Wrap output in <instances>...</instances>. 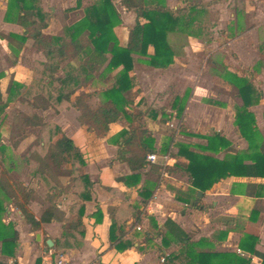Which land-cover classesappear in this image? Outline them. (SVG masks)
<instances>
[{"label": "crops", "instance_id": "obj_1", "mask_svg": "<svg viewBox=\"0 0 264 264\" xmlns=\"http://www.w3.org/2000/svg\"><path fill=\"white\" fill-rule=\"evenodd\" d=\"M94 1L85 3V0H81V6L76 7V2L73 0V5L65 9L69 13L80 10L82 16V7ZM160 1L173 9L184 6V0ZM229 1L200 0L203 5L209 7H224ZM241 1L245 14L250 12V16L253 15L254 7L257 10L264 5V0ZM6 6L7 0H0V55H8L11 60L10 67L4 69L0 58L2 73L0 91L3 94L11 80L28 86L35 61L44 60L42 53V57L35 59L29 73H26L20 57L25 46L32 40H28L18 54L12 53L5 36L10 32L21 34L23 29L15 23L4 21ZM118 6L132 17H123L124 12L120 11ZM116 8L121 15L122 24L115 26L113 30L118 38L115 28L127 24L125 37L118 38L119 44L124 45L128 30L135 23V13L125 10L119 4H116ZM256 16L228 17L226 26L219 29L222 30L221 34L234 33L229 38V43L235 46L238 44V47H232L233 52L229 55L223 53V59L219 56L210 59L211 71L208 74V82L215 84L213 74L216 72L217 61L238 76L248 77L260 91L258 102L248 109L254 115L257 128L264 134V126L261 127L258 123L257 111H255L259 106L264 107L261 104L263 92L258 84L259 78L264 75L260 57V47L264 44L258 43V39L264 36V17ZM224 19L225 17H212L210 21L213 25L209 27L208 32L215 30L218 26L216 24ZM49 24L50 20L48 26L42 30L44 36ZM53 34L57 33H51L49 36ZM209 35L210 33L207 36ZM198 38L175 32L168 33L167 39L175 55L173 63L166 68L147 67L140 62V57L136 56L137 60L130 72L134 81L130 89L133 93L130 95V90L126 93L133 104L126 110L137 116L140 114L136 122H139L141 129L145 130L153 140V150L148 153L156 154L154 162L145 157V165L139 169L133 170L126 161L117 158L120 147L114 140L122 130H130L131 123L126 118L111 122L107 132L97 136L79 121V111L73 106L55 112L52 108H33L24 101L15 100L4 108L0 117L5 109L15 102L27 106L30 116L35 114L42 119L43 125L27 124V133L30 135L28 134L29 136L20 142L25 144L24 147L27 148L35 138V134L42 132L45 126L52 122L73 141L85 163L77 169L78 173H70L69 163L62 167L67 166V173H33L29 165L32 173H9L10 181L24 187L29 196L24 201L16 191L15 203L4 201L5 212L2 221L5 224H13L17 236V250L13 256L3 254L0 250V264H54V259L59 253L75 264H163L164 257L180 251V246L173 244L165 248L161 247V238L156 232L166 219L172 220L187 233L190 241L195 244L196 251L234 252L250 258L249 264L261 263L260 257L242 251L239 242L244 234H253L257 236L254 248L261 253L264 252V188H261L264 178L226 176L207 190L193 188L192 191L190 178L182 169L174 165L177 159L172 155L177 151L176 143L205 145L206 139L200 135L210 134L212 131L219 132L230 141V151L242 150L247 146L233 123L237 105L232 107L216 97L202 96L205 85L201 84L200 76L205 73V65L214 52V47L210 46L203 57L196 58L192 42ZM203 39L205 45L212 42V40L209 42L210 38L203 37ZM148 52H152L151 47L148 48ZM73 61L79 64L78 61ZM257 65L260 68L257 72H253V67ZM152 74L154 76L151 77ZM160 74L163 76H157ZM64 75L63 70L56 73V76ZM170 75H173L171 81ZM166 78L174 87L171 91L169 89V93L165 96H168V99L163 101L157 93L160 88L166 92L165 87H168ZM177 79L180 81L174 83ZM184 80L190 84V88L178 85V82ZM102 86L103 83L96 78L94 84L77 89L73 96L89 93L87 101L91 107H96L101 101L98 89ZM221 86L227 89L226 86ZM231 91L235 94L233 90ZM185 93L187 98L184 109L181 117H177L176 110L170 108V102L176 95L183 97ZM92 97L98 100L95 105L91 104ZM212 101H217L218 104ZM161 108L167 113L166 118L162 119L158 114L156 117L148 115L149 110ZM41 112H47L48 117L44 118ZM137 123L133 124L136 126ZM8 130L6 128L3 130L0 126V145L4 144L7 147L9 146L6 135ZM169 137L172 141L168 149L162 152L161 146ZM192 150L198 151L195 148ZM224 153L222 151L211 155L222 158ZM130 155V152L125 153V157ZM163 155H166V161L162 159ZM77 176H86L91 182L89 199L80 198L77 194L83 192L82 188L73 190ZM251 191H259L263 195H248L247 192ZM189 200L194 201V205ZM17 203L22 204L37 221L44 211L50 212V220L39 221L38 226L32 228L17 207ZM76 205H83L84 212L80 227L72 230L71 223L76 220L77 214L72 213L71 210ZM75 210L79 209L75 208ZM80 230L83 231L82 236L79 235Z\"/></svg>", "mask_w": 264, "mask_h": 264}, {"label": "trees", "instance_id": "obj_2", "mask_svg": "<svg viewBox=\"0 0 264 264\" xmlns=\"http://www.w3.org/2000/svg\"><path fill=\"white\" fill-rule=\"evenodd\" d=\"M76 7L81 6V0H75ZM184 6L170 8L160 0H95L82 7L83 15L72 24L64 25L61 33L44 36L42 30L48 26L49 12L41 6L40 0H7L3 19L22 27L21 34L8 33L5 38L13 54H18L28 40L42 44L44 60L34 63L32 78L28 86L11 80L3 94L0 91V113L12 101L20 100L33 108H52L55 112L70 106L79 111V121L97 136L104 135L108 125L119 118L130 121V130H122L115 136L118 144L117 158L126 161L133 170L145 165V157L153 150V140L145 130L141 129L135 113H129L126 108L132 107L133 101L127 97V91L133 86L130 72L133 64L140 57V62L147 67L166 68L173 63L175 51L167 39L170 32L205 38L212 25L205 23L207 17H198L200 12H206L208 7L200 0H184ZM116 4L125 10L135 13V23L128 30L124 45L119 44L113 28L122 24V19ZM242 7L241 0H232L230 6ZM68 10H65L67 12ZM140 20H144L141 22ZM230 29V27H229ZM152 52H148V48ZM261 61L264 62V46L260 47ZM73 60L78 61L75 64ZM214 83L224 85L233 90L240 102L235 108L233 123L247 146L242 150L230 151V141L217 131L200 135L206 139L205 145L192 143H176L177 151L172 156L177 159L174 165L182 169L190 178L192 191L209 189L214 183L226 176H247L264 178V134L256 126L253 113L249 106L258 102L260 91L248 77L238 76L227 70L217 61ZM221 67V69H219ZM259 65L253 72H257ZM59 70L65 75L56 76ZM0 72V77H1ZM216 75V76H215ZM99 79L103 86L98 89L101 98L96 107L88 103L89 93L73 94L77 89L94 84ZM73 96V97H72ZM187 93L183 97L175 96L170 102V108L176 110L181 117ZM218 104L217 101H212ZM166 118L164 109H151L148 115ZM264 118V113H263ZM26 124L43 125L37 115L25 117ZM133 123H137L136 126ZM192 135L190 132H186ZM172 138L169 137L161 146L165 152ZM192 148L198 149L192 150ZM224 151L222 158L211 154ZM9 148L0 145V242L1 253L13 256L17 250V236L12 223L5 224L2 215L5 212L4 201L16 202L17 193L24 201L29 194L24 187L13 183L9 173L16 168V162L9 153ZM130 152L129 157L125 153ZM209 152L211 154H206ZM27 160L33 173H45L48 169L60 170L63 165H71L70 173H78L77 169L84 165V159L73 141L67 137L58 125L50 122L45 129L35 134L32 143L20 154ZM30 157L29 159L27 157ZM183 159V160H182ZM78 187L83 192L77 193L80 198L89 199L91 182L86 176H77L73 190ZM264 188V184L261 186ZM251 196L263 195L258 192H247ZM189 202L194 205V201ZM25 220L36 228L39 221L50 220V212L44 211L37 221L24 206L17 203ZM79 209V210H75ZM75 210V211H74ZM77 218L71 223V229L76 230L81 225L83 205H76L71 210ZM82 236L83 231H78ZM156 234L161 238V247L170 244L180 246L177 254H170L163 259V264H249L250 258L234 252H202L195 250V244L176 223L166 219ZM75 236V235H74ZM257 236L246 233L240 239L239 248L261 258L264 264V252L254 248ZM142 249V248H141Z\"/></svg>", "mask_w": 264, "mask_h": 264}, {"label": "rangeland", "instance_id": "obj_3", "mask_svg": "<svg viewBox=\"0 0 264 264\" xmlns=\"http://www.w3.org/2000/svg\"><path fill=\"white\" fill-rule=\"evenodd\" d=\"M90 1L92 0H85V3H89ZM231 1L232 0L227 2V6H224V7L223 6H210V7L206 6L210 9L207 10L206 12L199 13L198 17H207V18L209 17L210 18V19L208 18V20L205 18L204 19L205 23L206 22L210 23V20L212 17H225V19L222 20V22L216 24L218 26L215 28V30L212 29L210 30V32H208L210 33L211 36L209 35L206 38L202 36V37H199L196 41L194 42L191 41V42L194 45L193 49H194L196 58L203 57L207 53V51H209V49L211 48L210 46L214 47L213 48L214 52L210 55V58H208V61L205 65V69H204L205 73H202L200 76L201 84L205 85L202 96L204 98L216 97L220 101L226 102L228 105H231L233 107L234 105H238L239 103V99L237 98V96L233 94L231 90L225 89L220 84L215 83L214 85H212L210 84L211 83L210 81L208 82V74H210V71H211L210 59H216L218 56L221 59H223L224 57L222 55L223 53L229 55V53L233 52L232 47L233 48L238 47V44H236L235 46V44L232 45L229 43L230 42L229 38H231L234 35V33L233 34H224V33L221 34L222 30H219V29H223L226 26V23L229 21L228 17H254L256 15H258L256 17H264V5L258 7L257 10H255V7H254L253 15L250 16V12H248V14L247 13L245 14L243 10V6L241 7L240 5V12H239V8L237 9V7H234L233 5L230 6ZM40 3L42 4L43 8H45L46 11L49 12L48 20H50V24H49V27L45 30L46 36H49L51 33H61L64 25L71 24L74 20H76V18L81 16L80 10L71 12V13H69L68 11L65 12L66 7L68 8L73 5V0H40ZM119 10L123 11L120 7H119ZM122 16L132 17L131 15L126 14L125 12L122 14ZM122 26L123 27L119 26L115 28L117 31L118 38L125 37L126 35L127 24L122 25ZM203 37L205 39L210 38L209 42L211 40L212 42H210L208 45H205ZM258 41H259L258 43L264 44V36H261L258 39ZM42 49L43 47L41 43L28 42V44L25 46L20 58H21V62L24 66L26 73H29V70L31 69V66H32V62L35 59L42 57ZM0 58H1L2 68L4 69L9 68L11 65V60L9 56L5 54H1ZM261 66L262 68H264V62L262 63ZM254 68L255 67H253V69ZM219 69H221V67H219ZM152 76H154V74H152L151 77ZM157 76L162 77L163 74H160ZM170 76L171 77L169 79L171 81L173 75H170ZM259 79H260V82H258V84L263 92V96L261 98V104L264 105V75ZM177 81H180V80L177 79L175 80V82L174 81L172 82L176 83ZM184 81L178 82V85L181 84V86L182 87L184 86V88L185 87L190 88L191 87L190 84ZM165 82L168 86V87H165L166 92L162 90L163 88H160V90H158V93H157V96L163 99V101L166 98L168 99V96L167 97L165 96L167 93H169V89L171 91L174 87L172 84H169V80L167 78L165 79ZM210 85H212L211 88H209ZM132 93H133V90L132 91L130 90L129 94L132 95ZM97 101L98 100H95V97H92L91 104L95 105ZM255 111H257V119L259 121L258 123L260 124L261 127H263L264 124H263L262 114L264 112V107L259 106L258 110H255ZM29 114H30V110L27 106H25L24 104L14 102V104H11L5 109L4 113L0 117V126H2V129L3 130H5V128L9 129L8 132H6L7 133L6 135L9 141V146H8L9 152L8 153L13 156V159L16 162V168L12 170L10 173H32L31 170H29L27 160L24 161L23 158L20 156V154L26 148L24 147L25 144H23V142L22 143L20 142L23 141V138H27L30 135L29 133H27L28 129H27V124L25 122V117H27V115ZM41 114L44 116V118L48 117L47 112H41ZM27 158L29 159L30 157L28 156ZM67 171L68 169L66 166L56 171L47 170L45 173H67Z\"/></svg>", "mask_w": 264, "mask_h": 264}, {"label": "built area", "instance_id": "obj_4", "mask_svg": "<svg viewBox=\"0 0 264 264\" xmlns=\"http://www.w3.org/2000/svg\"><path fill=\"white\" fill-rule=\"evenodd\" d=\"M147 160L154 162L156 160V154L155 153H148L146 156ZM162 159L166 161L167 157L166 155L162 156ZM54 264H75L69 261L63 254H57L54 259Z\"/></svg>", "mask_w": 264, "mask_h": 264}, {"label": "water", "instance_id": "obj_5", "mask_svg": "<svg viewBox=\"0 0 264 264\" xmlns=\"http://www.w3.org/2000/svg\"><path fill=\"white\" fill-rule=\"evenodd\" d=\"M47 23H48V18H47ZM198 194H200V192H199ZM47 243L49 244V243H50V241L48 240V241H47Z\"/></svg>", "mask_w": 264, "mask_h": 264}]
</instances>
